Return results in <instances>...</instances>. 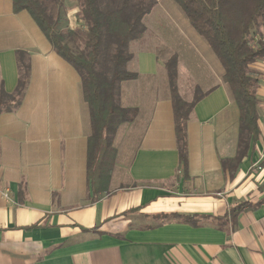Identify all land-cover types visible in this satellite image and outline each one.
I'll return each instance as SVG.
<instances>
[{"label":"crops","instance_id":"obj_1","mask_svg":"<svg viewBox=\"0 0 264 264\" xmlns=\"http://www.w3.org/2000/svg\"><path fill=\"white\" fill-rule=\"evenodd\" d=\"M153 10L131 46L138 76L119 87L120 104L138 113L115 133V166L95 199L81 77L27 11L0 0V98L18 88L21 61L28 66L19 106L0 112V188L10 192L0 194V264H264V60L250 66L254 136L241 130L205 38L182 10ZM173 55L180 96L204 93L187 120L186 165L166 69Z\"/></svg>","mask_w":264,"mask_h":264},{"label":"trees","instance_id":"obj_2","mask_svg":"<svg viewBox=\"0 0 264 264\" xmlns=\"http://www.w3.org/2000/svg\"><path fill=\"white\" fill-rule=\"evenodd\" d=\"M173 1L222 64L223 81L242 112L241 130L257 136L259 79L250 66L264 60V0ZM156 3V0H13L14 10L27 11L55 52L81 77L82 97L90 117L87 175L95 199L107 190L115 166L117 149L113 137L121 124L134 120L138 113L136 108L120 104L119 87L138 76L129 70L133 58L131 45L144 37V17ZM71 7L77 9L78 29L70 28ZM109 51L111 55L103 61ZM166 69L177 142L181 161L186 165L187 120L204 93L197 92L191 102L180 96L176 86V55L167 60ZM27 82L28 66L21 61L18 88L12 94L2 92L0 112L19 106ZM239 209H233L232 218Z\"/></svg>","mask_w":264,"mask_h":264},{"label":"rangeland","instance_id":"obj_3","mask_svg":"<svg viewBox=\"0 0 264 264\" xmlns=\"http://www.w3.org/2000/svg\"><path fill=\"white\" fill-rule=\"evenodd\" d=\"M157 1V4H158V6L156 7V8H154V10H153V12L152 13H154V12H156L157 11V14H159L160 15V13L161 14H163V12H164V9L165 8H167V7H174L175 9H177L178 11H181V9L176 5V3L175 2H173V0H156ZM70 10H69V14H70V16H69V19H70V28H73V29H78L79 28V26H80V22H78V20H77V18H76V14L75 13H73V10L75 9L76 11H77V9L76 8H74V7H71V8H69ZM164 16V15H163ZM169 22V21H168ZM154 31H151V36H148L147 37V39L149 40V43H152V44H154V42H155V38L152 36V33H153ZM149 33H150V31H149ZM262 39H264V30H263V35H262ZM145 43V41L143 42H140V44L141 45H143ZM151 44V45H152ZM133 45V44H132ZM131 45V46H132ZM114 47V46H113ZM111 55V53H110V51H109V53L108 52H106V56L104 57V59H103V61L105 60L106 61V59H107V57L108 56H110ZM103 64H104V62H103Z\"/></svg>","mask_w":264,"mask_h":264},{"label":"built area","instance_id":"obj_4","mask_svg":"<svg viewBox=\"0 0 264 264\" xmlns=\"http://www.w3.org/2000/svg\"><path fill=\"white\" fill-rule=\"evenodd\" d=\"M0 194H1L4 198L10 200V192H9V189H2V188H0Z\"/></svg>","mask_w":264,"mask_h":264}]
</instances>
